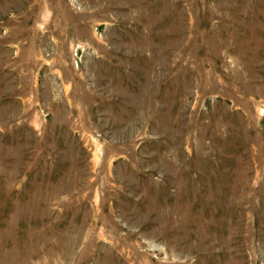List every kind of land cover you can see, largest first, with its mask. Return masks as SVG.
Wrapping results in <instances>:
<instances>
[{
    "label": "rangeland",
    "instance_id": "rangeland-1",
    "mask_svg": "<svg viewBox=\"0 0 264 264\" xmlns=\"http://www.w3.org/2000/svg\"><path fill=\"white\" fill-rule=\"evenodd\" d=\"M0 264H264V0H0Z\"/></svg>",
    "mask_w": 264,
    "mask_h": 264
}]
</instances>
